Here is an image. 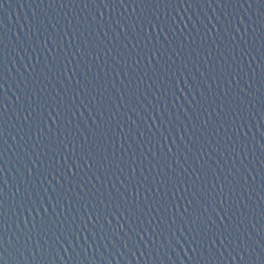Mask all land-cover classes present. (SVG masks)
<instances>
[{"label":"water","instance_id":"1","mask_svg":"<svg viewBox=\"0 0 264 264\" xmlns=\"http://www.w3.org/2000/svg\"><path fill=\"white\" fill-rule=\"evenodd\" d=\"M0 264H264V0H0Z\"/></svg>","mask_w":264,"mask_h":264}]
</instances>
